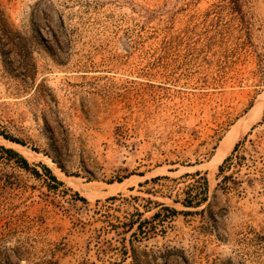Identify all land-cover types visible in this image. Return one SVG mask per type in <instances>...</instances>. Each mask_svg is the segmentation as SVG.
I'll return each mask as SVG.
<instances>
[{
  "label": "rangeland",
  "instance_id": "1",
  "mask_svg": "<svg viewBox=\"0 0 264 264\" xmlns=\"http://www.w3.org/2000/svg\"><path fill=\"white\" fill-rule=\"evenodd\" d=\"M0 136V264H264V0H0Z\"/></svg>",
  "mask_w": 264,
  "mask_h": 264
},
{
  "label": "bare ground",
  "instance_id": "2",
  "mask_svg": "<svg viewBox=\"0 0 264 264\" xmlns=\"http://www.w3.org/2000/svg\"><path fill=\"white\" fill-rule=\"evenodd\" d=\"M256 108H262V105L260 104V102L256 103L255 109ZM252 119L253 118H247V120L245 119V122H243V120H240V121H242V124L239 127V132L237 134L236 133L235 134H230L228 136V138H226L222 142V144L220 145V147L218 148V150H217V152H216V154L214 156V161L222 159L231 150V148L233 147L235 141L237 140V138L239 136V133H241V131L243 130V127H244L245 123L248 125L251 122ZM0 143L4 144L6 146L12 147L13 149H15L17 151H20L26 158H29V159H32L34 156L35 157H41L42 156L40 154L34 153L32 150L26 149L24 146H22V145H20L18 143L9 141V140L1 137V136H0ZM60 175L65 176L63 173L60 174ZM64 178L69 184L76 185V181L72 177L65 176ZM120 184L121 183H119V185ZM117 186L118 185H116V184H109L108 185L109 192H113L117 188Z\"/></svg>",
  "mask_w": 264,
  "mask_h": 264
},
{
  "label": "trees",
  "instance_id": "3",
  "mask_svg": "<svg viewBox=\"0 0 264 264\" xmlns=\"http://www.w3.org/2000/svg\"><path fill=\"white\" fill-rule=\"evenodd\" d=\"M4 137H6V138H8V136H4ZM5 138V139H6ZM9 153H12V154H15V155H18V153L17 152H15V151H13V150H11V149H9V150H7ZM20 159H21V161H22V163L25 165V166H27L28 164H27V161H26V159L25 158H23L22 156H20ZM44 169L48 172V174L53 178V179H56V177L51 173V170L49 169V168H47V167H45L44 166ZM208 190V186H205V188H204V192H206ZM207 200V196L205 195L203 198H202V201H206ZM184 205L185 206H187V207H193L194 206V204L191 202V201H187V202H184ZM201 205V202H198V203H196L195 204V206H200ZM173 212H176L175 210H172ZM203 211V210H202ZM186 214H188V213H192V212H190V211H187V212H185Z\"/></svg>",
  "mask_w": 264,
  "mask_h": 264
}]
</instances>
